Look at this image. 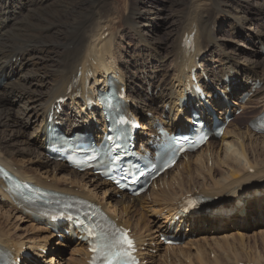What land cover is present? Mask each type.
<instances>
[{
	"label": "bare ground",
	"instance_id": "6f19581e",
	"mask_svg": "<svg viewBox=\"0 0 264 264\" xmlns=\"http://www.w3.org/2000/svg\"><path fill=\"white\" fill-rule=\"evenodd\" d=\"M147 1L128 0L124 9H120L115 0H0V164L24 180L102 205L120 224L132 229L141 248L140 255L148 264H264V253L257 243L244 247L245 235H239L235 242L193 238L210 225L223 233L236 218L239 224H244L242 221L252 217V213H264V161H253L260 153L254 149L248 155L246 148L251 144L257 148L259 141L253 138L264 135L253 136L249 130L237 126L230 129V124L221 137H213L197 152L182 157L170 178H166L167 171L146 194L136 197L121 193L118 198L119 192L109 181L92 171H77L47 154L50 123L69 136L83 131L102 137L107 126L101 107L97 102L89 105L86 95L97 97L106 88L109 75L118 79V87H125L128 110L141 117L148 112L152 114L137 133L140 145L146 147L150 146V138L145 131H150L149 136L156 132L157 121L170 130L185 129L194 109L206 111L205 103L193 99L194 93L189 88L193 67L202 86L209 91L210 101L219 107L220 120H224V113L247 109L249 103H257L255 108L264 110V85L255 87L257 83L264 84V59L257 58L260 56L257 44L264 51L263 0L256 4L253 0L183 1L181 11L177 9L175 17L167 23L161 6L149 5ZM218 13L228 17L232 33L245 34L249 42H242L235 49L237 42L232 50L225 42L222 44L223 36L219 37L214 22ZM162 25L167 40L159 32ZM120 33L135 35L134 41L141 42L142 48L128 49L123 57V44L128 37L123 39ZM193 33L196 47L190 52L185 39ZM241 46L242 52L250 49V54L259 53L258 56H243L240 60ZM204 74L208 79H203ZM76 77L82 84L80 95H75L72 89ZM218 89L225 95L221 96ZM241 92L251 94L247 102L240 101V97L228 101L232 94L240 96ZM258 94L263 96L256 101ZM59 97H68L64 103L67 110L55 112L56 118L47 122L48 113ZM206 117L211 125L212 115ZM222 150L224 157H220ZM26 155L28 159L20 163L17 158ZM205 162L207 166L212 164L209 173ZM35 163L36 167H29ZM39 168H45L43 174ZM53 170L59 173L51 177ZM102 186H108L109 205L98 195ZM6 191V184L0 178V210H6L7 218L20 213L31 223L21 228L23 235L15 232L12 237L11 229L17 231L20 227L12 228L11 221L2 222L4 216H0V246L21 261L26 250L25 264L30 261L58 264L60 254L46 258L41 249L58 250L66 244L65 241L51 243L58 235L55 230L61 227L45 215L27 211ZM198 194L209 200L198 211L185 206L187 197ZM175 214L181 216L173 227ZM64 226L70 230L69 236L64 237L75 243L74 250L79 254L74 264H88L87 244L74 238L80 226L75 228L69 223ZM183 227L187 228L183 230ZM159 231H172L187 239L177 247L171 246L172 249L159 237L155 236L154 242L148 241L151 233ZM35 232L39 239L32 238ZM43 232L48 236L44 237ZM60 232L66 235L63 230ZM238 241L242 252L236 248ZM152 243L159 254H150ZM32 252L34 257L29 254Z\"/></svg>",
	"mask_w": 264,
	"mask_h": 264
},
{
	"label": "rangeland",
	"instance_id": "374dc122",
	"mask_svg": "<svg viewBox=\"0 0 264 264\" xmlns=\"http://www.w3.org/2000/svg\"><path fill=\"white\" fill-rule=\"evenodd\" d=\"M116 2H118L117 4H118V7L120 8V9H124V7L126 6V2L128 3V0H115ZM186 1V2H191V1H193V0H152V1H150V0H148L147 2V4H149V5H151V4H157L158 6L160 5L161 6V8H162V15H163V17H164V19L166 20V23L168 22V21H170L172 18H174L175 17V12H176V10L177 9H180V11H181V9H182V7L184 6V2ZM257 1L258 2H261L260 0H253L252 2H255V4L257 3ZM264 1V0H263ZM160 2V3H159ZM177 3V4H176ZM122 5V6H121ZM234 5H236V3L234 4ZM121 6V7H120ZM217 15V20H214V22H216L217 23V26H218V31H217V33H218V35H219V37L221 38L222 36V38H221V42H222V44L225 42L226 43V47L229 49V50H232V48L233 47H235V45H237V42H238V46L235 48V49H238V47H239V45H241L240 43H242V42H249V40L248 39H246V37H245V34H241V35H239V34H235V33H232L231 32V28H229L230 26H229V19H228V17L226 16V15H224L223 13H221V14H216ZM161 21L163 20V18H161L160 19ZM164 20V21H165ZM163 21V22H164ZM124 28V27H123ZM164 28H165V25H162V27L159 29V32L161 33V35H162V37H164V39H168V36H167V34L166 33H164ZM157 31H158V29H156ZM124 34V35H123ZM120 36L122 35V36H124V38L123 39H125V37H128L127 39H126V41L124 42V44H123V46H124V50H123V57L126 55V50H130V51H132V50H134V51H138L140 48H142V43L141 42H139L138 40H136V41H134V36L135 35H133V34H129L128 36H125V33H120L119 34ZM136 37V36H135ZM166 39V40H167ZM220 41V40H219ZM251 42V41H250ZM134 46H135V48H134ZM137 47V48H136ZM229 47H231V49L229 48ZM242 47L243 46H241V48H239V49H241V53H242V55H240L239 56V58H240V60H242V57L243 56H252V57H256V56H258V54H255V55H253V54H250L249 52H250V49H246V50H244V52H242ZM257 47H258V50H259V52H260V56H258L257 58H261V59H264V51H263V49H261L260 48V43L259 44H257ZM126 48V49H125ZM219 52V51H218ZM257 58H255V59H257ZM122 59V58H121ZM239 60V61H240ZM169 62L167 63V66H169ZM142 89V88H141ZM261 96H263V94H258L255 98H256V101H259L260 100V97ZM256 104L257 103H249V107L247 108V109H245L243 112H241V113H238V111H236L235 113H234V115H235V118L233 119V121L231 122V126H230V129H233L234 128V126H237V128H241V130H243V131H247V130H249L250 131V133H252L253 134V136H258V137H261L262 135H264V133H259V132H255V130L254 129H250V128H248V125H249V122L255 117V115L256 114H258L259 112H260V108L259 107H257V108H255L256 107ZM147 117V116H146ZM144 119H146L145 118V115H144ZM143 123H145V121H143ZM248 137H251V134L250 135H247ZM263 137H261V138H256V137H254L253 138V140H258L259 141V144H258V146H256L257 148H254V144H251V145H246V148L248 149V155H250V153L251 152H253V151H255L254 149H257V151H258V153L257 154H259L260 153V157H258L257 159H255V160H253V161H255V162H258V163H261L262 161H264L263 159H264V146H263ZM262 141V142H261ZM247 143H249V140H247ZM224 155H225V153H224V150H222V153H221V155H220V157H224ZM22 158V159H21ZM19 161H20V163H24V161H26V159H28V157H27V155L26 156H19L18 158H17ZM24 159V160H23ZM18 161V162H19ZM37 166V164L35 163V164H32V165H30L29 167H36ZM212 164H208V166H207V163L205 162V170H206V172H210V171H212ZM53 167V165L51 166V168ZM181 167V166H180ZM211 167V168H210ZM176 168H177V166H176ZM179 168V167H178ZM177 168V169H178ZM182 168V167H181ZM180 168V169H181ZM44 169L45 168H39V171H40V173H44ZM177 169H173V170H171L170 172H169V174H168V176H166V178H170V176H172L175 172H176V170ZM210 169V170H209ZM59 172L57 171V170H53V172L51 173L52 175H51V177L54 175V174H58ZM64 173V172H63ZM62 173V175H65V176H67L65 173L63 174ZM86 173V172H85ZM61 176V175H60ZM51 177H49L50 179H51ZM89 180V178L87 179V181ZM84 182H86V180L84 181ZM108 186H102L101 188H99L98 189V195L100 196V197H102V199L104 200V201H106V204L107 205H109L110 204V202L109 201H111L110 199H109V193H108V195H107V191L108 190H106V189H108L107 188ZM106 194V195H105ZM116 197H118V198H120V195H117ZM115 203V202H114ZM255 208H258L257 206H255ZM139 209H141L140 207H139V205H138V210ZM262 209H263V212H264V203H262ZM136 210H137V208H136ZM6 211V210H5ZM5 211L3 210V211H1L0 210V216H4L3 218H2V222H5V223H7V220L8 221H11V225H12V228H14V227H20V230H15V229H11V232H12V237H14L15 236V232L17 233V234H22V233H24V230H21V228H24V226H28V225H30V223L31 222H29V221H27L26 219H24V218H22L23 216L20 214V213H18L17 215H19V216H15V217H11V218H7L8 216H7V214H5ZM140 211H142V209L140 210ZM136 213H139V211L137 212V211H135ZM2 214V215H1ZM253 215H250V216H252V217H250V218H248L247 220H243L242 221V223H244V224H239V221H238V219L236 218V219H234L233 220V223H231V224H229V225H227L228 227L224 230V232L226 233V234H224V232L223 233H218L219 231H217V229H215L216 227L214 226V225H210L209 226V228H207V230H203L202 232H199V234L198 235H194L193 236V238L195 237L196 239L198 238V239H207V240H209L210 242H214L215 240H219V241H223L222 239H230V241H233V242H235V241H237L236 239L238 238V236L239 235H242V236H244L245 235V239H246V241H245V246L244 247H246L248 244H252V245H254L255 243H257V247L260 249V251L261 252H263L264 253V213H260L259 212V214H261V215H259L258 214V212L257 213H252ZM22 216V217H21ZM148 216H150V214L148 213ZM258 216H260V218H257ZM7 218V219H6ZM22 218V220H20ZM24 221H26V223L24 222ZM236 221V222H235ZM246 221V222H245ZM248 221V222H247ZM222 223V222H221ZM236 225V226H235ZM248 225V226H247ZM254 225V226H253ZM220 229V228H219ZM215 232H214V231ZM237 230V231H236ZM231 232V233H230ZM36 233V232H35ZM33 233L32 234V238L33 239H35V238H37V234L38 233ZM218 233V234H217ZM249 233V234H248ZM157 234V233H156ZM156 234H152V237H153V239H156V237H158ZM213 236H212V235ZM217 234V235H216ZM23 235V234H22ZM41 235V234H40ZM43 235H44V237H46V236H48V233H45V232H43ZM222 235V236H221ZM225 235V236H224ZM230 235V236H229ZM248 235V236H247ZM250 235V236H249ZM156 236V237H155ZM215 236H216V238H215ZM228 238H227V237ZM233 236V237H232ZM202 237V238H201ZM222 237V238H221ZM224 237V238H223ZM226 237V238H225ZM218 238V239H217ZM220 238V239H219ZM231 238H233V240L231 239ZM249 238V239H248ZM37 239H39V238H37ZM213 239H215V240H213ZM61 240H65V242H66V244L63 246V247H60V249H58V250H54L53 248H51V250H50V255H55V256H57L58 254H60V256H61V258H59L58 259V262H56V263H61V264H74V262L79 258V254L77 255L76 254V252H75V243H70L69 242V240L68 239H63V238H61V239H59V237H55V238H53V239H51V243H52V245L54 244L55 245V241H61ZM211 240H213V241H211ZM235 240V241H234ZM256 240V241H255ZM247 241H249V242H247ZM236 248H239L238 249V251L239 252H242V249H241V246H240V243H239V241H238V243L236 242ZM57 247V246H56ZM59 248V247H58ZM247 248V247H246ZM72 251V252H71ZM71 255V256H70ZM244 255H246V252H245V254ZM46 258H48V255L46 256ZM63 258V259H62ZM72 261V262H71ZM22 264H25V260L23 261V263ZM30 264H35L33 261H30Z\"/></svg>",
	"mask_w": 264,
	"mask_h": 264
},
{
	"label": "snow or ice",
	"instance_id": "6c2138e0",
	"mask_svg": "<svg viewBox=\"0 0 264 264\" xmlns=\"http://www.w3.org/2000/svg\"><path fill=\"white\" fill-rule=\"evenodd\" d=\"M89 235L97 237V244L92 248V251L99 254L104 264H123L125 258L130 256L134 248L133 241L126 234L110 238L103 232L94 233L89 230Z\"/></svg>",
	"mask_w": 264,
	"mask_h": 264
}]
</instances>
